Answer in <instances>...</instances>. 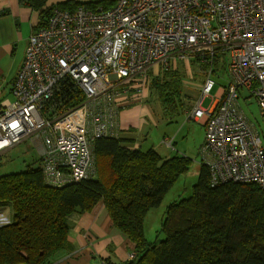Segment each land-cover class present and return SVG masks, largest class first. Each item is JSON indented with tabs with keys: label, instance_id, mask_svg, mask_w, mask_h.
I'll use <instances>...</instances> for the list:
<instances>
[{
	"label": "built area",
	"instance_id": "1",
	"mask_svg": "<svg viewBox=\"0 0 264 264\" xmlns=\"http://www.w3.org/2000/svg\"><path fill=\"white\" fill-rule=\"evenodd\" d=\"M179 60L187 67L196 61L203 73L185 113L204 127L200 164L210 184L264 187V144L239 102L254 98L264 118V0H115L106 8H54L28 36L10 84L13 99L0 102V154L31 137L47 186L93 177L95 140L119 133L117 98L140 93L152 68ZM219 69L228 82L210 95ZM61 89L65 99L77 93L81 101L61 104ZM161 142L172 146L169 137ZM10 222L0 210V226ZM134 256L131 251L128 260Z\"/></svg>",
	"mask_w": 264,
	"mask_h": 264
},
{
	"label": "trees",
	"instance_id": "2",
	"mask_svg": "<svg viewBox=\"0 0 264 264\" xmlns=\"http://www.w3.org/2000/svg\"><path fill=\"white\" fill-rule=\"evenodd\" d=\"M114 3L65 0L43 9L44 23L54 8L95 9ZM180 79L172 67L150 78L168 123L191 106L186 108ZM65 92L59 91L61 104L81 101L77 93L73 101L65 99ZM133 143L121 136L96 139L94 176L62 187L47 186L40 165L0 174V206H6L11 218L0 226V264H51L68 247L69 216L97 203L133 244L135 256L124 264H264V187L233 181L211 185L203 164L190 194L166 207L160 225L163 238L148 241L144 217L186 173L190 158L163 157L153 147L142 149Z\"/></svg>",
	"mask_w": 264,
	"mask_h": 264
},
{
	"label": "crops",
	"instance_id": "3",
	"mask_svg": "<svg viewBox=\"0 0 264 264\" xmlns=\"http://www.w3.org/2000/svg\"><path fill=\"white\" fill-rule=\"evenodd\" d=\"M63 1L65 0H45L44 5L40 6L42 0H0V102L11 100L8 96L11 94L10 84L22 62L28 36L34 28L44 24L43 9ZM30 2L34 6L29 5ZM199 88L198 86L197 92ZM135 96H139V93L131 91L117 98L120 104L117 116L118 136L132 138V146L138 147L142 145L138 131L145 123L143 114L147 110L134 103L132 97ZM173 122L171 121L172 125L167 123L168 133H164L160 141L152 145L161 156L165 154L159 148L162 138L174 139L178 134L175 132L177 125ZM147 136L146 131L144 138ZM203 138L204 133L197 146L198 151ZM170 156L171 154H165L163 157ZM68 221V247L51 264H124L128 260L133 244L112 225L102 203H97L89 211L70 215Z\"/></svg>",
	"mask_w": 264,
	"mask_h": 264
},
{
	"label": "rangeland",
	"instance_id": "4",
	"mask_svg": "<svg viewBox=\"0 0 264 264\" xmlns=\"http://www.w3.org/2000/svg\"><path fill=\"white\" fill-rule=\"evenodd\" d=\"M59 3V2H58ZM57 4V3H56ZM55 4V5H56ZM171 66H168L169 68ZM164 68V69H167ZM172 68H177L181 76V86L184 93V102L186 108H188L198 95L197 85L201 83L203 79V73L200 70V65L197 62H188V67L183 61H176ZM162 68V70H164ZM160 70H154L148 72V84L139 93V96L132 97L135 104H139L142 108L146 109L143 118L145 123L142 129L138 131L141 142V148L147 149L152 147L153 144L160 141V138L164 133L167 132L168 122H166L161 114L160 101L157 98V93L150 88V78L152 75H156ZM219 78L215 79V85L212 88L210 95L215 94L219 86L224 85L228 82L227 74L222 69L218 70ZM9 99H13L12 94H9ZM210 98L207 97L202 105L205 107L208 105ZM244 113L248 119L256 125L262 142L264 144V118L261 117L259 112V105L257 101L250 97L249 99L239 100ZM186 110V109H185ZM187 114L181 111L177 116L174 117L172 121L177 125L175 132L178 134L174 139H172V146H165L159 143L160 150L165 152V154L173 155H183L190 158L189 169L185 174L178 177L174 185L168 190L164 195L161 203L148 211L143 220V230L145 238L148 241H154L163 238V234L160 232V225L162 218L164 216L166 207L173 200L181 197L187 196L191 192V187L197 180L198 169L200 164V154L197 149L198 144L201 142L203 137V126L196 121H187ZM169 125H172L170 122ZM148 135L144 138L145 132ZM137 132V131H136ZM163 154V156L165 155ZM197 155V159H196ZM28 165L38 166L39 158L37 152L32 144L31 137H26L22 139L18 144L9 148L5 152L0 154V174H7L11 172H18L24 170ZM0 210L3 212H8L6 206H0Z\"/></svg>",
	"mask_w": 264,
	"mask_h": 264
}]
</instances>
